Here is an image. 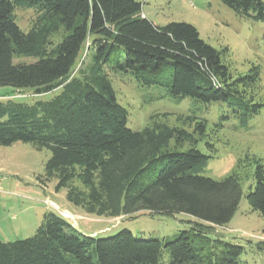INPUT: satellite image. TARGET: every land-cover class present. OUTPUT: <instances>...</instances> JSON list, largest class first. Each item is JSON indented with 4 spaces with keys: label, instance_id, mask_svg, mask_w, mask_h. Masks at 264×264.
Wrapping results in <instances>:
<instances>
[{
    "label": "trees",
    "instance_id": "1",
    "mask_svg": "<svg viewBox=\"0 0 264 264\" xmlns=\"http://www.w3.org/2000/svg\"><path fill=\"white\" fill-rule=\"evenodd\" d=\"M219 1L240 16L264 20L262 0ZM18 8L34 12L26 32L15 22ZM83 49L86 59L72 74ZM14 57L35 60L14 63ZM111 74L164 88L170 97L223 102L243 126L264 106L259 67L233 75L221 51L193 25H156L137 0H0V86L35 94L61 89L48 100L1 101L0 145L48 149L44 180L55 178V189L66 188L68 202L85 213L193 217L188 229L167 240L139 238L128 229L89 235L50 211L32 235L0 240V264H242L243 247L217 231L237 211L244 194L240 180L200 174L212 157L196 146L207 121L184 116L193 122L187 131L155 114L142 128L129 129ZM253 178L245 197L264 217L260 161Z\"/></svg>",
    "mask_w": 264,
    "mask_h": 264
},
{
    "label": "rangeland",
    "instance_id": "2",
    "mask_svg": "<svg viewBox=\"0 0 264 264\" xmlns=\"http://www.w3.org/2000/svg\"><path fill=\"white\" fill-rule=\"evenodd\" d=\"M137 1L141 3L143 16L156 25L171 21L193 25L203 41L221 51L223 62L233 75L244 74L252 66L259 67L260 97L264 104V20L240 16L219 0ZM15 15L19 28L28 31L34 18L32 9L18 8ZM86 56L83 49L72 74ZM34 60L33 57H14L13 62ZM110 79L117 101L127 110L129 129L142 128L155 114L157 119L187 131L193 130V122L184 120V116L207 121L205 135L196 146L212 157L200 174L214 179L233 174L239 178L244 192L234 216L226 226L218 227V234L224 241L243 247L242 264H264V217L251 208L245 197L254 186L256 161L264 164V106L243 126L223 102L199 103L187 97H170L164 88L140 86L128 74H111ZM60 90L35 94L30 89L0 86V102L8 97L28 103L48 100ZM226 114L229 117L221 119ZM187 147L185 143L182 149ZM49 156L48 149H37L30 143L0 145V240L13 241L32 235L42 223L44 213L50 211L62 214L83 233L100 237L128 229L139 238L171 240L180 230L188 229L189 221L193 220L186 213L148 215L140 212L116 218L85 213L68 202L66 188L55 189V178L44 180V164ZM167 258L164 253V261Z\"/></svg>",
    "mask_w": 264,
    "mask_h": 264
}]
</instances>
